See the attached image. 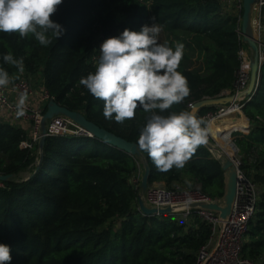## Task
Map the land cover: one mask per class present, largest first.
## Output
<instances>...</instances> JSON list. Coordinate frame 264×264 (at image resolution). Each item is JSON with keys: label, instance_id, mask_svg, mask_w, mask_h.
<instances>
[{"label": "trees", "instance_id": "obj_1", "mask_svg": "<svg viewBox=\"0 0 264 264\" xmlns=\"http://www.w3.org/2000/svg\"><path fill=\"white\" fill-rule=\"evenodd\" d=\"M150 17L168 34L194 35L205 51V73L180 63L190 95L164 115L190 111V103L233 88L239 67L237 18L222 13L211 0H63L50 19L64 27V34L52 45L41 46L31 34L21 38L18 33L0 32V66L12 76L20 71L5 63L3 55L10 52L14 58H23V75H39L58 104L138 146L150 114L138 108L134 118L124 123L106 119L103 101L94 98L79 81L95 71L88 58L100 29L113 37L125 28L138 31L142 25H150ZM209 110L213 106L199 109L197 115L203 117ZM242 110L251 129L247 134L238 132L234 140L240 170L264 192L257 182L264 183V173H258L264 169V64L259 86ZM248 129L240 114L210 125L214 139L220 141L229 140L225 137L230 130ZM25 135L14 119H0V152L9 160L0 159V173L13 175L0 186V243L11 246L10 264L196 263V252L210 236L209 226L198 217L186 225L174 214L146 215L139 209L137 196L145 161L149 184L170 186L184 175L200 185L202 194L220 198L224 191L222 162L204 144L183 168L160 172L139 146L140 155H130L94 136L53 135L47 136L36 169V151L18 147ZM230 146L235 148L231 140ZM28 167L29 176L16 180ZM262 192L243 253L264 264Z\"/></svg>", "mask_w": 264, "mask_h": 264}, {"label": "clouds", "instance_id": "obj_2", "mask_svg": "<svg viewBox=\"0 0 264 264\" xmlns=\"http://www.w3.org/2000/svg\"><path fill=\"white\" fill-rule=\"evenodd\" d=\"M63 0H0V32L30 34L41 46L52 45L65 32L50 19ZM152 23L137 30L125 28L119 35L104 40L94 72L81 77L79 84L94 98L103 101L106 119L124 123L142 108L149 113L138 137L139 149L146 152L160 172L181 169L197 148L208 139V122L191 111L164 115L174 104L190 95L187 77L178 71L185 45L160 42L162 25ZM5 63L24 71L23 58L12 53L2 57ZM12 82L9 72L0 66V88ZM28 97L18 101V114L23 115ZM11 246L0 243V264H10Z\"/></svg>", "mask_w": 264, "mask_h": 264}, {"label": "built area", "instance_id": "obj_3", "mask_svg": "<svg viewBox=\"0 0 264 264\" xmlns=\"http://www.w3.org/2000/svg\"><path fill=\"white\" fill-rule=\"evenodd\" d=\"M211 1L219 5L222 13L226 9L227 11H231L232 14L230 15L237 18L236 31L240 42V47L237 51L239 67L235 74L233 88L225 90L220 94L234 95L235 98L227 103L213 106V110H209L203 115V118L208 122V139L204 145L214 156V149L216 148H213L211 144L215 139L209 130V124L213 119L219 117L222 118L234 113L241 115L243 113L242 109L245 103L251 100V96H247L245 91L250 80V61L254 53L248 43L244 41L243 34L241 33L243 0ZM253 5L256 6V12L254 14V22L251 25L252 37L258 48V63L262 66L264 64V0H257ZM228 7L232 9H227ZM109 37L111 35L102 29L99 30L98 37L93 43L94 52L90 59L88 58V62L93 66H96L98 62L101 43ZM24 94H27L28 99L24 114L19 115L18 101ZM49 101H55V99L49 94L39 75L31 76L30 74H24L21 77L12 78V82L8 86L0 88V119H14L17 124L25 123L27 125V129L25 130L26 135L19 142L18 147L21 150H36L37 158L40 156L38 145L41 138V122ZM193 103H190L189 106L191 107ZM45 126L48 136L66 134L91 136L85 128L64 114L53 115L46 120ZM235 163L239 169L238 176L240 183L237 188L236 202L227 221L223 222L220 226L218 214L209 210L186 209L174 214V218L180 224L189 223L195 217H198L210 228L211 233L207 242L196 252L195 264H261V262L247 258L243 253V246L262 191L252 180L246 178L240 170V159L236 158ZM138 180H134L137 185ZM0 186H3L1 182ZM163 186H165L163 183L157 182L148 185L147 191L143 195L147 206L153 208L210 199L201 193L200 186L193 190L180 188L167 189Z\"/></svg>", "mask_w": 264, "mask_h": 264}, {"label": "water", "instance_id": "obj_4", "mask_svg": "<svg viewBox=\"0 0 264 264\" xmlns=\"http://www.w3.org/2000/svg\"><path fill=\"white\" fill-rule=\"evenodd\" d=\"M257 0H243L242 2V20H241V33L243 34V39L248 45L252 48L254 53L251 61H250V80L248 87L245 91L247 96H251V99L259 86V79H260V69L261 66L257 60V45L252 37V29L250 23L251 17V8L252 5ZM239 97V96H237ZM235 97L234 95H219L212 98H204L202 100L196 101L191 106V112L197 114L199 109L203 107H210L215 106L223 103H227L233 100ZM56 114H64L72 118L75 122H77L80 126L85 128L90 134L91 137H97L110 145L116 146L122 150H125L130 155H140V151L138 146L134 142H130L98 125L94 122L89 121L84 114L72 111L64 106H61L56 101H49L47 104L46 111L43 115L42 122H41V138L39 141V150H40V159L37 164L36 169L39 168V163L42 157V150L47 138V131L45 122L47 119L51 118L53 115ZM233 145L235 146L234 154L232 155L231 159L226 158L224 162H222V169L224 172V191L223 195L217 199H208L203 201H193L189 203H177L173 205H165L162 207H149L146 205L143 195L147 191L148 188V174H149V166L144 161L143 167L144 172L141 178L140 183V192L138 193V206L139 209L146 215H163V214H175L180 211L189 209V210H209L216 212L218 214V218L220 221V226L223 222L227 221L231 215L233 206L236 202L237 198V188L238 184L240 183V178L238 176V167L235 163L238 153V147L232 141ZM12 174H1L0 173V182H4L12 178Z\"/></svg>", "mask_w": 264, "mask_h": 264}, {"label": "rangeland", "instance_id": "obj_5", "mask_svg": "<svg viewBox=\"0 0 264 264\" xmlns=\"http://www.w3.org/2000/svg\"><path fill=\"white\" fill-rule=\"evenodd\" d=\"M227 9H232V8L228 7ZM223 12H224V14H227V15L232 14L231 11H227L226 9L223 10ZM165 41H167L173 47H174V42H181V43H183L185 45L184 57H183V59L181 61V62H183L184 66H186V67H188V68H190L192 70H197L200 73H205L207 71L206 63H205V51L200 47L199 44L196 43L194 35H188V34H186L184 32H177V33H174V34H168L165 31H162L161 34H160V42L163 43ZM178 71H179V69H178ZM23 73H25V72L24 71L20 72V73L17 72L16 74H13L10 77L11 78L21 77L23 75ZM238 132H241V131H239V130H234V131L230 130L229 133H231V136H229L230 135L229 133L227 134L226 137L229 139L227 141H225V140H221V141L220 140H214V142L211 145H213L212 146L213 148L215 147L217 149V150L214 149V157L215 158L217 157V159H219L221 162L225 161L226 155H223V154L220 155V152H219V149H218V146H220V145L223 146V147H227L229 150L236 149V148H232L230 146V140L235 143L234 140H235L236 134ZM242 133L243 134H247L246 131L242 132ZM36 152H35V156H36L35 164L38 163V158H37V153ZM1 158L4 159L6 163H8L9 160L7 158V155L4 154L3 152H0V159ZM237 158L240 159L239 149H238V153H237ZM255 170H257V169L254 168L253 171H255ZM29 172H31V168L30 167L20 171L17 174V176H16V180L24 179L25 177H27L29 175ZM258 173H259V175H261L262 173H264V169L261 168ZM139 176L141 177L140 173H138L135 176V179H138ZM257 182H258L259 187H261V189H264V183L262 181H257ZM157 183H160V182H157ZM163 184L165 185L163 187H165L167 189L180 188V189H192L193 190L196 187L199 188V186H200L194 179L188 178V177H186L184 175L181 176V178H179L178 181L173 182L170 185V186H173V187L166 186V184L164 182H163ZM262 193H264V192H262ZM190 223H193V221H190L189 223H186V225H189Z\"/></svg>", "mask_w": 264, "mask_h": 264}, {"label": "bare ground", "instance_id": "obj_6", "mask_svg": "<svg viewBox=\"0 0 264 264\" xmlns=\"http://www.w3.org/2000/svg\"><path fill=\"white\" fill-rule=\"evenodd\" d=\"M255 12H256V6L255 5H253L252 6V8H251V17H250V23H251V25L253 24V22H254V14H255ZM238 113H234V114H230V115H227V116H224V117H219V118H217V119H213L211 122H210V124H209V130H210V125L211 124H213V123H218V122H222V123H224V122H227V121H229L231 118L230 117H234V116H236ZM210 132H211V130H210ZM224 137V136H223ZM226 139H228L227 137H225ZM233 144V143H232ZM218 146V145H217ZM218 149H219V152H220V155H226V158H229L230 157V159H231V157H232V155L234 154V151H235V149H233V150H229L227 147H223V146H218ZM215 150H217V149H215ZM225 158V159H226ZM224 160V159H223Z\"/></svg>", "mask_w": 264, "mask_h": 264}, {"label": "crops", "instance_id": "obj_7", "mask_svg": "<svg viewBox=\"0 0 264 264\" xmlns=\"http://www.w3.org/2000/svg\"><path fill=\"white\" fill-rule=\"evenodd\" d=\"M227 91V90H226ZM225 94H227V93H225ZM244 117L246 120H247V122H248V125H249V129H248V131H247V133L249 132V130L251 129V122L246 118V116L244 115V113H242L241 114V117ZM230 118H234V117H230ZM21 127H23L25 130L27 129V125L25 124V123H21V124H19ZM241 132H244V131H241ZM144 172V171H143ZM29 176V175H28ZM27 176V177H28ZM27 177H25L24 179H26ZM20 180H23V179H20ZM160 183H163V182H160Z\"/></svg>", "mask_w": 264, "mask_h": 264}]
</instances>
